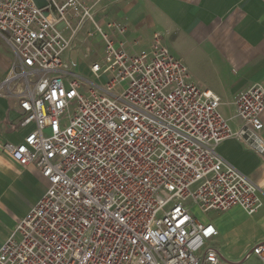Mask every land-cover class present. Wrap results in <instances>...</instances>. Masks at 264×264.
Wrapping results in <instances>:
<instances>
[{
    "label": "built area",
    "instance_id": "built-area-1",
    "mask_svg": "<svg viewBox=\"0 0 264 264\" xmlns=\"http://www.w3.org/2000/svg\"><path fill=\"white\" fill-rule=\"evenodd\" d=\"M0 0V39L12 52L0 96L34 128L2 147L47 186L0 245V264H224L201 213L252 214L261 188L217 151L226 138L257 153L264 169V87L235 100L232 128L219 97L196 83L154 33L147 48L126 25L100 20L101 0ZM84 22L102 43L88 75L65 57ZM94 53L98 54L94 49ZM264 264V240L241 260Z\"/></svg>",
    "mask_w": 264,
    "mask_h": 264
},
{
    "label": "crops",
    "instance_id": "crops-1",
    "mask_svg": "<svg viewBox=\"0 0 264 264\" xmlns=\"http://www.w3.org/2000/svg\"><path fill=\"white\" fill-rule=\"evenodd\" d=\"M94 10L100 20L125 24L126 39L136 42L138 49L147 48L153 34L159 33L170 53L188 67L193 80L219 97V110L232 128L239 125L233 117L239 94L254 83L264 87V0H101ZM11 60V50L0 39V82ZM21 117L17 101L0 96V165L24 170V185L36 187L25 208L9 220L8 230L0 233V245L47 186L35 167L18 164L3 150L4 142H20L34 128L33 123L21 125ZM261 117L264 123V110ZM261 134L264 137V125ZM217 151L261 188L262 204L256 212L247 214L233 206L216 211L211 220L202 218L218 230L209 246L231 263L241 260L252 244L264 240V169L260 156L236 138L224 139Z\"/></svg>",
    "mask_w": 264,
    "mask_h": 264
},
{
    "label": "rangeland",
    "instance_id": "rangeland-1",
    "mask_svg": "<svg viewBox=\"0 0 264 264\" xmlns=\"http://www.w3.org/2000/svg\"><path fill=\"white\" fill-rule=\"evenodd\" d=\"M88 28H90V25L84 22L73 40V46L65 52V57L70 61V65H75L77 71L90 77L87 66L94 60H100L103 54V47L97 37L83 40L85 37L84 33ZM94 49L98 54L94 53ZM25 174L24 170H17L7 165H0V233L2 234L8 230L7 228L10 224L9 220L12 219V216L19 210L25 208L26 202L31 200L36 190V187L27 188L24 185L22 178ZM192 211L197 217L201 219L205 217L210 220L216 213L215 210L201 213L195 206H193ZM230 260L231 259H222V262L228 264ZM248 262L249 264H256L253 258Z\"/></svg>",
    "mask_w": 264,
    "mask_h": 264
},
{
    "label": "water",
    "instance_id": "water-1",
    "mask_svg": "<svg viewBox=\"0 0 264 264\" xmlns=\"http://www.w3.org/2000/svg\"><path fill=\"white\" fill-rule=\"evenodd\" d=\"M38 6H43L45 2L43 0H36Z\"/></svg>",
    "mask_w": 264,
    "mask_h": 264
},
{
    "label": "bare ground",
    "instance_id": "bare-ground-1",
    "mask_svg": "<svg viewBox=\"0 0 264 264\" xmlns=\"http://www.w3.org/2000/svg\"><path fill=\"white\" fill-rule=\"evenodd\" d=\"M21 121V120H20Z\"/></svg>",
    "mask_w": 264,
    "mask_h": 264
}]
</instances>
